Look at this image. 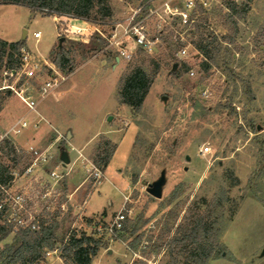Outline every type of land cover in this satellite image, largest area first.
<instances>
[{
  "label": "rangeland",
  "instance_id": "374dc122",
  "mask_svg": "<svg viewBox=\"0 0 264 264\" xmlns=\"http://www.w3.org/2000/svg\"><path fill=\"white\" fill-rule=\"evenodd\" d=\"M2 1V36L21 38L26 30L25 45L49 62L60 47L70 49L66 69H60L66 79L38 104L45 121L11 138L20 149L27 142L51 144L54 158L46 170L60 162L62 151L69 155V162H63L68 173L59 182L56 208L46 223L55 222L63 238L84 231L105 241L107 247L91 264H190L184 251H170L166 240L178 225L205 214L208 221L216 220L219 249H228L207 264H264V0L251 1L237 20L233 42H221L207 70L194 43L200 35L209 40L233 34L225 18L227 5L243 0H195L186 25L158 8L144 22L148 37L156 40L148 49L134 45L123 32L144 0H106L112 15L104 18L105 26L87 24L86 34L59 31L58 36L51 17ZM113 26L129 57L109 45ZM35 31L41 33L38 39ZM136 65L153 78L141 108L133 112L118 102L117 90ZM1 74L2 66L0 85ZM26 115L36 118L15 94L0 90V135ZM206 144L210 152L200 154ZM110 150L105 170L98 165ZM28 161L14 167L19 176ZM92 166L104 173L100 182L90 175ZM162 172L165 181L156 198L147 188ZM235 177L239 182L232 186ZM234 202L239 206L232 216ZM122 206L124 223L136 226L149 246L137 255L128 247L132 237L121 241L118 233L108 231ZM59 247L56 242L32 264H72L60 257ZM149 249L156 255H147Z\"/></svg>",
  "mask_w": 264,
  "mask_h": 264
},
{
  "label": "trees",
  "instance_id": "16d2710c",
  "mask_svg": "<svg viewBox=\"0 0 264 264\" xmlns=\"http://www.w3.org/2000/svg\"><path fill=\"white\" fill-rule=\"evenodd\" d=\"M251 1L243 0L239 3L230 1L228 3L225 18L228 23L232 24L233 34L212 35L209 40L200 35L199 40L194 43V47L204 57L202 61L204 70H207L215 62L221 51V42H233L234 34L237 31V20L246 15L250 9ZM2 3L25 6L30 11H35L43 16L68 15L96 24L105 23L104 18L112 15V9L106 0H3ZM56 27L58 32L61 31L59 22L56 23ZM23 45H25V39L6 41L0 38V66L5 61L6 65L15 67L17 59L14 58V54ZM69 52L70 49L60 47L59 51L55 53L54 63L62 70L66 69ZM229 56L232 57V53H229ZM152 78L148 75L145 67L136 65L122 79L118 87V102L128 105L133 112H137L148 93ZM247 92L251 93L250 87H247ZM1 146L5 154L0 161V183L7 184L12 179L10 167L19 165L21 161H27L28 155L25 152H18L12 139L3 140ZM112 154L113 150L105 153L98 166L106 168ZM26 164L22 166L21 170ZM238 182V178L235 177L231 185L234 186ZM238 206V203L234 202L232 216ZM215 223L216 220L208 221L205 214L187 219L178 225L174 234L166 240V245L170 251H173L175 247L179 248L178 254H182L181 252L184 251L190 264H207L210 259L219 258L228 250L224 244L225 249H219V231H217ZM136 230V226H130L124 221L120 228L112 229L114 233L119 234L117 237L121 241L132 237L131 243L128 245L132 250H136L142 243V235L136 234ZM9 232L10 227L0 223V264H32L43 257L45 249H53L56 242L60 243L58 250L62 259L69 260L72 264H91L98 250L107 247V243L100 237L87 234L84 231L69 235L67 238L60 237L57 233L56 223L53 221L42 225L38 230H20L13 235L10 242L1 243Z\"/></svg>",
  "mask_w": 264,
  "mask_h": 264
},
{
  "label": "built area",
  "instance_id": "2783aa9c",
  "mask_svg": "<svg viewBox=\"0 0 264 264\" xmlns=\"http://www.w3.org/2000/svg\"><path fill=\"white\" fill-rule=\"evenodd\" d=\"M177 1V2H176ZM159 2L160 5L154 3ZM160 12L167 16H175L179 24L186 25L189 23L190 15L195 8V0H144L141 1L129 16L126 27L123 32L130 38L134 45L143 48H151L154 43V37L149 38L144 25L146 19L153 13ZM61 25V31L84 33L90 26L85 20L77 19L68 15H50ZM86 24V26H81ZM63 25V27H62ZM94 28V27H91ZM33 37L38 39L41 37L40 31H35ZM109 45H113L119 50V54L123 57H129L127 50L121 45L115 30L110 33L108 41ZM185 52L184 49L180 51ZM17 59L15 67L2 63L1 78L3 83L0 85V90L12 92L29 113L36 115L35 119L31 116H22L13 123L7 130L0 135V143L5 139L17 137L25 129L37 128L43 117L39 114L38 104L42 99H45L60 84L66 79L60 72V68L53 62L38 55L32 51L27 45H23L18 52L14 54ZM189 73L194 74L193 70ZM38 115V116H37ZM14 143V142H13ZM25 147L15 148L18 152H25L28 155L29 161L22 170L23 175L19 176L14 167H10L12 179L7 184L0 183V223L10 227L7 237L12 236L20 230H38L47 222V217L53 212V207L57 204L59 195V182L68 173L66 165L60 160L58 164H54L51 169L46 170L45 167L51 164L54 153L51 151L52 145H39L37 143H28L21 145ZM73 149V147L71 148ZM209 145L200 147L199 153L206 154L210 152ZM4 156L3 150L0 147V161ZM37 169V173L36 170ZM27 172H31L29 178L24 179ZM93 178L96 182H100L103 177V172L96 166H92ZM19 177V178H17ZM65 206L64 202L60 203V207ZM125 220L123 206L120 208L110 225V231L113 228L118 229L122 226ZM148 243L143 242L139 245V249L132 250L134 255L148 248ZM142 250V251H143ZM156 251L149 249L147 255H156ZM141 254H139L140 256Z\"/></svg>",
  "mask_w": 264,
  "mask_h": 264
},
{
  "label": "water",
  "instance_id": "95a60500",
  "mask_svg": "<svg viewBox=\"0 0 264 264\" xmlns=\"http://www.w3.org/2000/svg\"><path fill=\"white\" fill-rule=\"evenodd\" d=\"M55 23H58L57 19H55ZM63 39H64L63 37H60V40H63ZM175 66L176 65H173V67ZM257 129H261V127L257 126ZM60 158L64 163L69 162V155L66 151H62ZM164 181H165L164 173L162 172L160 177L157 180L153 181L152 183L148 185V188H147L148 193L153 197L159 198L161 196V187L164 184ZM262 253H264V248L262 250Z\"/></svg>",
  "mask_w": 264,
  "mask_h": 264
},
{
  "label": "crops",
  "instance_id": "0c3cea01",
  "mask_svg": "<svg viewBox=\"0 0 264 264\" xmlns=\"http://www.w3.org/2000/svg\"><path fill=\"white\" fill-rule=\"evenodd\" d=\"M48 17H51L52 19H54L52 16H48ZM54 21H55V19H54ZM78 23H81L82 24V22L81 21H77ZM86 24H91L92 26H97V25H103V26H105L106 25V23H101V24H96V23H91V22H89V21H86ZM116 25H118V24H116ZM57 28V27H56ZM112 28H114L115 29V31L117 30V27L116 26H113ZM57 31H56V36H58V29H56ZM112 30V29H111ZM25 33H26V30H23V35L21 36V38H7V37H4V36H2L1 34H0V38H2V39H4V40H6V41H17V40H20V39H25L26 38V36H25ZM43 117V116H42ZM43 120L45 121V119L43 118ZM63 121L66 123L67 122V120L66 119H63ZM28 143V142H27ZM26 143V144H27ZM72 147L74 148V150L75 149H77L78 147H76V146H74V145H72ZM108 166V165H107ZM107 168V167H106ZM106 168H105V170H106ZM105 170H104V172H105ZM103 175H104V173H103ZM87 203V200L85 201V204ZM235 215V214H234ZM235 217V216H234ZM222 241H223V236H222ZM223 243H224V241H223ZM263 250V249H262ZM234 256H236V257H238V254L237 253H233V252H231ZM212 260H218V259H212ZM212 260H210V261H212Z\"/></svg>",
  "mask_w": 264,
  "mask_h": 264
}]
</instances>
